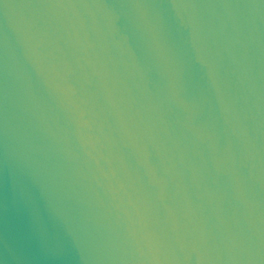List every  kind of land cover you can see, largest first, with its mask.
<instances>
[{
	"label": "water",
	"instance_id": "obj_1",
	"mask_svg": "<svg viewBox=\"0 0 264 264\" xmlns=\"http://www.w3.org/2000/svg\"><path fill=\"white\" fill-rule=\"evenodd\" d=\"M0 264H264V0H0Z\"/></svg>",
	"mask_w": 264,
	"mask_h": 264
}]
</instances>
